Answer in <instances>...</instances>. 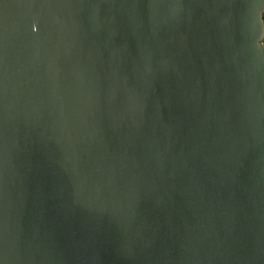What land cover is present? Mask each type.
Wrapping results in <instances>:
<instances>
[{
	"label": "water",
	"instance_id": "1",
	"mask_svg": "<svg viewBox=\"0 0 264 264\" xmlns=\"http://www.w3.org/2000/svg\"><path fill=\"white\" fill-rule=\"evenodd\" d=\"M0 264H264V0H0Z\"/></svg>",
	"mask_w": 264,
	"mask_h": 264
}]
</instances>
